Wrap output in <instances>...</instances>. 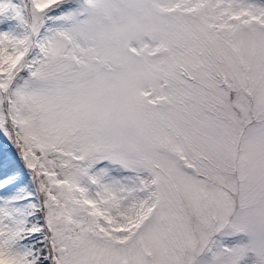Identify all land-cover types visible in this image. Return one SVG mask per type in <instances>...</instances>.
Wrapping results in <instances>:
<instances>
[{"label": "snow or ice", "instance_id": "obj_1", "mask_svg": "<svg viewBox=\"0 0 264 264\" xmlns=\"http://www.w3.org/2000/svg\"><path fill=\"white\" fill-rule=\"evenodd\" d=\"M0 264H264V0H0Z\"/></svg>", "mask_w": 264, "mask_h": 264}]
</instances>
